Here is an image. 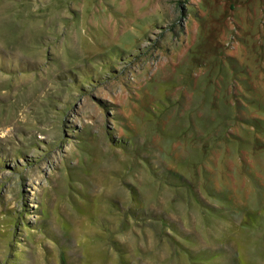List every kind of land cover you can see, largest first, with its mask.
I'll return each instance as SVG.
<instances>
[{
	"label": "rangeland",
	"instance_id": "obj_1",
	"mask_svg": "<svg viewBox=\"0 0 264 264\" xmlns=\"http://www.w3.org/2000/svg\"><path fill=\"white\" fill-rule=\"evenodd\" d=\"M0 264H264V0H0Z\"/></svg>",
	"mask_w": 264,
	"mask_h": 264
}]
</instances>
